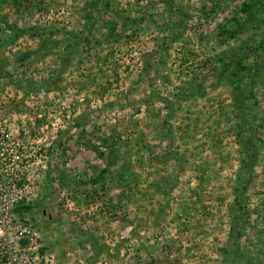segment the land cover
Returning a JSON list of instances; mask_svg holds the SVG:
<instances>
[{
	"label": "rangeland",
	"instance_id": "rangeland-1",
	"mask_svg": "<svg viewBox=\"0 0 264 264\" xmlns=\"http://www.w3.org/2000/svg\"><path fill=\"white\" fill-rule=\"evenodd\" d=\"M0 204V264H264V0H0Z\"/></svg>",
	"mask_w": 264,
	"mask_h": 264
},
{
	"label": "trees",
	"instance_id": "trees-1",
	"mask_svg": "<svg viewBox=\"0 0 264 264\" xmlns=\"http://www.w3.org/2000/svg\"><path fill=\"white\" fill-rule=\"evenodd\" d=\"M16 36H11V37H7V39L5 40L6 44H10ZM32 208V206H22L21 208L18 209V212L20 213H24V212H28L30 211Z\"/></svg>",
	"mask_w": 264,
	"mask_h": 264
},
{
	"label": "built area",
	"instance_id": "built-area-1",
	"mask_svg": "<svg viewBox=\"0 0 264 264\" xmlns=\"http://www.w3.org/2000/svg\"><path fill=\"white\" fill-rule=\"evenodd\" d=\"M5 214L3 213L2 204H0V228L2 227V223L5 222Z\"/></svg>",
	"mask_w": 264,
	"mask_h": 264
}]
</instances>
